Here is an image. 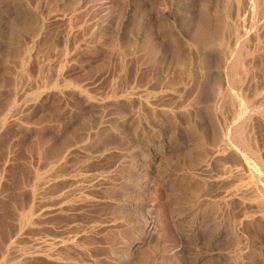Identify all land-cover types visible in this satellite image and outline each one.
<instances>
[{
    "label": "rangeland",
    "instance_id": "obj_1",
    "mask_svg": "<svg viewBox=\"0 0 264 264\" xmlns=\"http://www.w3.org/2000/svg\"><path fill=\"white\" fill-rule=\"evenodd\" d=\"M0 264H264V0H0Z\"/></svg>",
    "mask_w": 264,
    "mask_h": 264
}]
</instances>
